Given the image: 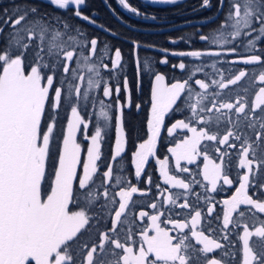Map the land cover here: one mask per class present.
<instances>
[{
    "label": "snow or ice",
    "instance_id": "obj_1",
    "mask_svg": "<svg viewBox=\"0 0 264 264\" xmlns=\"http://www.w3.org/2000/svg\"><path fill=\"white\" fill-rule=\"evenodd\" d=\"M47 2L60 10L71 6L76 17L96 25L79 10L85 0ZM152 2L175 4L177 0ZM118 4L143 15L128 0H118ZM211 6V0H202L200 9ZM219 10H224V0H219ZM220 29L229 35L227 39L221 37L219 50L212 45L209 50L192 49L195 36L192 40L170 38L172 44L187 43V50L153 48L163 53L158 64L167 66L169 56L196 62L192 69L183 60L173 64V71L178 67L186 78L166 83L165 74L140 61L141 48L152 46L133 41L125 65L120 48L104 45L106 51L101 52L98 37L88 36L80 25L42 14L29 0L0 10V264H264V217L257 227L239 211L240 206L247 205L264 214V71L259 74L254 101L240 94L225 100L223 91L215 90L229 89L249 75L247 68H240L236 74V65L264 68V49L258 46L264 44V0H229ZM196 35L199 42L208 45L206 34ZM129 70L141 85L145 75L151 73L153 77L146 139L135 146L130 157L135 179L142 181L162 129L166 127L169 138L178 129L187 130L191 135L168 148L177 170L190 173L181 161L191 165L203 155L202 176L207 185L200 187L205 192H216L219 182L229 188L239 185L229 199L223 200L222 221L211 229L213 234L222 233L218 239H210L202 227L198 230L203 213L188 202L190 183L169 175L167 159L157 161L161 175L165 184L184 190L185 202L178 207L194 211L190 223L171 215L162 221V211L150 215L140 210L138 217L133 213L129 218V211L138 203L134 194L146 196L151 191L150 176L144 181L149 188L142 191L131 176L114 175L117 170L108 163L97 185L94 174L98 173L106 139L97 117L110 121L109 110L114 115L110 160L115 162L126 152L123 114L125 108L132 107ZM180 102L183 107L174 108ZM96 107L100 108L98 113L91 111ZM135 107L139 110L141 105ZM61 110L66 114L67 127L57 135ZM173 111L188 115L166 126V117ZM221 126L226 128L222 136ZM79 130L88 141L83 160L77 142ZM202 141L216 142L219 163L211 158L208 144L201 150ZM237 146L239 159L233 179L227 150L236 151ZM50 157H55L51 175L47 172ZM155 187L160 190L161 186ZM177 198L168 195L162 204L177 205ZM211 199L207 197L205 203ZM200 200L197 195V202ZM149 206L153 210L161 207L156 202ZM214 212V206L207 208L208 217ZM145 218L148 223L137 228L136 221Z\"/></svg>",
    "mask_w": 264,
    "mask_h": 264
},
{
    "label": "trees",
    "instance_id": "obj_2",
    "mask_svg": "<svg viewBox=\"0 0 264 264\" xmlns=\"http://www.w3.org/2000/svg\"><path fill=\"white\" fill-rule=\"evenodd\" d=\"M19 0H0V10L4 8H10L13 3H17ZM29 2L38 7L42 14H48L52 17H60L62 20H67L69 23L74 25L82 26V30L87 33L90 37H98L101 41L100 50L101 52H105L106 49L104 45L108 46V49H111L113 46L118 47L123 52V59L125 65L129 62V53L132 50V42L137 41L142 45L152 46V47H142L140 51V61L143 63L147 61L150 65L152 71H159L166 76V83H172L176 80H182L186 78V75L177 69L173 71L172 65H178L181 60L185 62L189 69L193 68L194 61L190 58H180L169 56V64L167 66L158 64V60L162 58L163 53L160 51H154L153 48L159 49H167L169 51H179V50H187L188 44L185 42H179L177 44H172L169 42L170 38H181L183 37L185 40H192L195 36V41L191 47L195 50H209V45L214 46V35L220 29V26L225 18V14L228 10L229 0H224V10L221 12L220 16L213 22L207 23L205 25H187L181 26L178 28L172 29L173 26L182 25L191 21L206 19L212 16L219 5V0H211V7L208 9H200V5L202 0H179L175 4H150L146 3L143 0H128L130 6L135 7L139 10L141 18H135L129 16L122 12L119 7L116 5L115 0H106L108 6L112 9V11L116 14V16L124 23H120L116 20L110 12L106 9V7L102 4L101 0H85V4L80 7V11L89 17H91L96 25L83 21L74 15L73 7H69L67 10H60L54 6H51L46 0H29ZM243 2V0H241ZM144 15L147 16H155L156 19H145ZM98 25L104 26L107 30H102ZM127 25V26H126ZM138 29V30H134ZM167 28H171L170 30H165ZM141 30V31H139ZM164 30V31H163ZM110 33H114L112 35ZM197 33L206 34L208 36V45L199 42V37L196 35ZM213 42V43H212ZM245 46H247V41H245ZM261 49H264V44L258 45ZM216 47V46H215ZM243 51V49H241ZM211 60V59H210ZM209 63L208 70L211 71ZM240 68H247L249 70V75L242 79V81L238 82L237 85L229 86V89L220 90L215 89L217 92L223 91V99H228L231 96L233 99L236 98L237 94L244 95L249 102L254 100L255 94L258 92L260 85L256 81V77L264 71V68L259 66H244V65H236L237 73ZM129 79L132 87V107L125 108L123 114V122L127 136V144H126V152L122 154L121 158H118L117 161L113 162L110 160L111 148L114 147V115L111 110H109L110 116L112 119L108 121V126L105 129L106 139L103 143L102 147V160L98 162L100 165L98 173L94 174V179L96 180L97 185L102 177L103 171L106 170V165L108 163H113L117 172L116 174L129 175L132 177V183L134 185H138L139 189L142 191H146L149 188V185L145 183L150 176L152 179L151 191L148 195H142L140 192L134 194V200L138 201L131 210L128 215L131 218L134 213L138 217V213L140 210L147 211L151 214H158L159 212H163L164 215L161 217L162 221L167 219L169 215H171L174 219L190 220L191 215H194V211H190V209H180L178 207L179 204L184 203V190L177 189H169L161 180V176L159 174L158 166L156 160H164L167 159L168 169L171 174L174 176L180 177V179H184L185 182L190 183L191 191L187 194L188 202L196 209L201 210L202 215V224L198 225V230L202 227L205 231L206 235H209V238H219V235L222 233L213 234L211 229L218 228V225L222 221V202L224 199H229L235 192V187L239 185L236 184L234 187L229 188L222 183L218 184V190L216 192H205L203 188L200 187V184L207 185L202 178L201 170L204 163L203 156L197 157L196 163L191 165L182 164V167H188L190 169V173H182L177 170V168L172 163L171 154L168 153V148L174 146L177 140L183 139L185 133L184 132H176L174 137L169 138L167 136L166 127L162 129L161 137L157 141V148L154 157H150L148 162L145 165V172L142 176V181H137L134 177V167L131 165L130 157L131 153L134 150L135 146L146 139L145 131H146V120L147 115L150 109V89H151V80L153 79L151 73L145 75L143 77V83L140 84L138 78H136L131 70H129ZM197 78H203L202 76H198ZM217 81L221 79V77H216ZM210 82V81H209ZM136 104H140L141 108L137 110L135 107ZM175 107H183L182 102L178 103ZM95 109H91V111H95ZM69 114V113H68ZM188 113L173 111L169 113L166 117V126H170L176 120L183 119ZM97 123V119H96ZM66 125V114L63 110L60 113V119L57 122V135H59L60 129H65ZM198 126L199 125H195ZM90 130V134H91ZM212 131H217L215 123L212 126ZM219 133L221 136L226 133V128L221 126L219 128ZM62 139V137H61ZM77 142L81 144V157L82 160L86 158L87 153V145L88 141L84 139V135L81 132L77 135ZM209 145V154L211 158L220 162L219 154L215 152L214 147L216 146V142H208L202 141L201 150L203 151V145ZM229 152V156L232 158V167H231V175L230 178L235 179L236 176V165H238V151L239 148L237 146L236 151L227 150ZM55 163V157H50L47 162V172L49 175L52 173V166ZM78 174L82 175V164L78 166ZM160 184V190H158L155 185ZM78 185V181H77ZM47 186V181L45 182V187ZM92 195L95 194V188L92 190ZM250 195H253L256 198L254 190H249ZM179 194V198L178 197ZM166 195H172L173 198H177V205H164L162 204V200ZM197 195L201 196V200L197 202ZM207 197H211V201L205 203V199ZM84 199V197H82ZM156 202L161 205L157 210L151 209L149 206L151 203ZM215 207V212L212 217H208L207 208ZM239 211L245 212V217L250 224L254 223L255 226L260 224V219L264 217V214L255 213L254 209H251L249 206H240ZM179 213V215H177ZM219 216L221 219L218 221L216 218ZM238 220L240 219L237 214H234ZM148 223L147 218L143 222L139 220L136 221V227L142 226V224L146 225ZM163 227H168L163 224ZM103 227V224L101 225ZM169 228V227H168ZM175 235L176 233H171ZM242 234V233H241ZM87 235V234H85ZM190 235V232H189ZM259 240V238H256ZM242 244V242H241Z\"/></svg>",
    "mask_w": 264,
    "mask_h": 264
},
{
    "label": "rangeland",
    "instance_id": "obj_3",
    "mask_svg": "<svg viewBox=\"0 0 264 264\" xmlns=\"http://www.w3.org/2000/svg\"><path fill=\"white\" fill-rule=\"evenodd\" d=\"M47 1V0H46ZM144 2H146V3H150V4H157V5H164L165 3H153L152 2V0H143ZM177 1H179V0H177ZM115 3H116V5L119 7V9L122 11V12H124L125 14H127V15H129V16H132V17H135V18H141V16L140 15H136V14H134V13H132V12H129L128 10H126V9H124L123 8V6H121V5H119L118 4V0H115ZM71 7V6H70ZM228 33H225V32H223L221 29H219L218 30V32L214 35V38H213V41H214V46H216V49L217 50H219V47H220V45H219V41H220V39H221V37H224L225 39H227L228 38ZM209 63L211 64V60H210V58H209ZM258 79H259V76H257L256 77V81H258ZM259 91V90H258ZM254 100H255V97H254ZM253 100V101H254ZM100 111V108L99 107H97V109L95 110V112H99ZM68 115H70V112H69V114ZM97 119V123L102 127V128H104V130L107 128V126H108V121H105L102 117H97L96 118ZM66 127H67V121H66V125H65V129H66ZM178 132H184L185 133V135H184V138H185V136H188V135H191V133H188L187 132V130H177ZM81 132V130H79L78 132H77V135L79 134ZM82 134H83V131H82ZM84 135V134H83ZM86 155H87V153H86ZM203 156V155H202ZM151 157H154V156H151ZM150 158V157H149ZM171 159H172V163L174 164V166L176 167V165H175V161H174V158H172L171 157ZM157 161L158 160H156V163H157ZM216 162V161H215ZM216 163H218V162H216ZM182 164H185V165H188L187 164V162H185V161H181V165ZM157 166H158V170H159V174H160V176H161V180H162V182L164 183V177L161 175V168H160V165L157 163ZM203 166H204V163H203ZM203 166H202V170H203ZM167 169H168V165H167ZM202 170H201V174H202ZM168 172H169V169H168ZM169 175H172V176H174L173 174H171L170 172H169ZM176 178H178V179H180V177H178V176H175ZM202 178H203V176H202ZM204 181V180H203ZM206 184H207V182L206 181H204ZM220 183H222V182H219L218 184H220ZM165 184V183H164ZM169 189H177V188H172L170 185H167V184H165ZM177 190H182V189H177ZM168 195H166L165 197H167ZM242 206H247V205H242ZM250 207V206H249ZM255 210V209H254ZM139 214V213H138ZM191 220V219H190ZM190 220H188L189 221V223H190ZM169 228L171 227V225H167ZM259 225H257V227H258ZM254 230V229H253ZM173 233H175V232H173ZM30 264H34V261H31L30 262Z\"/></svg>",
    "mask_w": 264,
    "mask_h": 264
},
{
    "label": "water",
    "instance_id": "obj_4",
    "mask_svg": "<svg viewBox=\"0 0 264 264\" xmlns=\"http://www.w3.org/2000/svg\"><path fill=\"white\" fill-rule=\"evenodd\" d=\"M102 4L106 7V9L110 12V14L116 19L118 20L120 23L124 24L117 16L116 14L112 11V9L108 6L106 0H101ZM222 11L219 10V5H218V8L216 10V12L210 16L209 18H206V19H201V20H195V21H191V22H188V23H185V24H182V25H176V26H173L172 29L174 28H178V27H181V26H187V25H205L207 23H210V22H213L215 21L221 14ZM207 21V22H205ZM127 26V25H126ZM171 28H167L165 30H170ZM134 30H138V29H135ZM141 31V30H139ZM164 31V30H163Z\"/></svg>",
    "mask_w": 264,
    "mask_h": 264
}]
</instances>
